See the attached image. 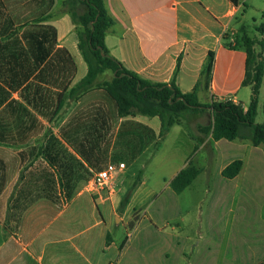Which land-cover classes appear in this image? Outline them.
<instances>
[{"label": "crops", "instance_id": "obj_1", "mask_svg": "<svg viewBox=\"0 0 264 264\" xmlns=\"http://www.w3.org/2000/svg\"><path fill=\"white\" fill-rule=\"evenodd\" d=\"M64 2L0 0V264H264L262 145L213 140L209 200L182 211L174 177L188 166L208 174L202 162L194 165L200 155L189 134L184 164L162 178V191L177 197L155 200L161 186L150 188L149 177L181 125L160 138L158 116H120L97 85L112 80L110 70L76 95L88 64ZM106 6L116 24L105 44L128 70L156 83L174 80L183 93L197 90L202 103L231 99L248 108L252 86L243 84L240 31L264 40L256 30L264 0H106ZM210 51L215 63L205 88L199 82ZM261 112L264 77L255 121ZM237 160L240 172L225 177ZM109 164L118 168L113 188L98 189L93 177ZM156 207L162 218L151 211ZM138 209L142 216L133 219Z\"/></svg>", "mask_w": 264, "mask_h": 264}, {"label": "trees", "instance_id": "obj_2", "mask_svg": "<svg viewBox=\"0 0 264 264\" xmlns=\"http://www.w3.org/2000/svg\"><path fill=\"white\" fill-rule=\"evenodd\" d=\"M64 4L74 22L80 27L79 48L88 64L87 75L74 90L76 95L93 88L98 76L110 70L113 73L112 80L97 85L104 88L115 101L119 115L158 116L162 123L160 138L165 137L180 118H185L189 113L210 109L214 117L213 125L203 127V131L206 134L211 133L213 140H248L254 146L264 147V122L255 121L264 77L263 39L249 38L246 30L240 31L243 33L247 50L246 76L243 84L252 86V97L248 108L245 109L241 102L230 99L202 103L198 98L197 90L183 93L174 80L170 83L146 80L128 70L110 54L105 44V37L108 30L116 24V20L109 13L106 0H65ZM256 30L260 35H264V20L256 26ZM214 63L215 53L210 51L199 85L209 87ZM241 168L242 161L237 160L229 164L222 173L227 178H234ZM199 174L200 169L195 166L182 169L172 180V189L180 194Z\"/></svg>", "mask_w": 264, "mask_h": 264}, {"label": "rangeland", "instance_id": "obj_3", "mask_svg": "<svg viewBox=\"0 0 264 264\" xmlns=\"http://www.w3.org/2000/svg\"><path fill=\"white\" fill-rule=\"evenodd\" d=\"M112 76V75H111ZM204 97H201L203 100ZM206 100V99H204ZM204 103H210L209 99L206 100ZM214 117L213 113L210 109H206L205 111L199 112V113H189L185 118H180L178 120V123L181 125L180 130H174L173 133L170 135L165 148L163 152L161 153L162 158V166L160 168L156 169L152 175L149 177V187L152 189H159L163 177H166L167 180L170 178V176L176 172V170L184 164L185 156L189 153L192 142L189 140V134L196 142L197 148H195V153L197 155H204V158L198 156V159L196 162H194V165H198L199 162H202L203 168L206 167L207 172H203L202 175L198 176L197 179L194 181V184L192 188L186 189L185 193L183 195L179 194L178 200L184 201L182 211H184V207L186 205L189 206H196V202L205 201L208 202L209 200V188L212 187V184L207 183L209 168L214 169L215 164L212 159V153L214 152V141L211 137V133H204L203 127H211L213 125ZM264 122V113L261 112L259 116L256 119V123H263ZM264 151V147L261 146V148ZM208 157V158H207ZM192 157L190 158V160ZM201 164V163H200ZM208 165V166H207ZM211 166V167H210ZM217 183H222L220 179H217ZM229 183V182H228ZM163 185L160 188V192L158 193L159 197L154 198L155 200L162 201L163 199H175L177 196L172 193L170 190H164ZM131 192L126 193V195L123 197V205L128 198H130ZM189 201V202H188ZM191 202V203H190ZM182 204V205H183ZM125 207L123 206V209ZM156 210V212H155ZM152 212L156 213L157 218H162L163 215V209H159L156 207L151 208ZM132 212V210H130ZM142 216L141 210L133 211V219H138ZM15 216L8 217V227L11 231L15 228ZM132 229H130L129 232H131ZM120 230L116 229L115 233H118ZM120 233V232H119Z\"/></svg>", "mask_w": 264, "mask_h": 264}, {"label": "built area", "instance_id": "obj_4", "mask_svg": "<svg viewBox=\"0 0 264 264\" xmlns=\"http://www.w3.org/2000/svg\"><path fill=\"white\" fill-rule=\"evenodd\" d=\"M231 100V99H230ZM118 168L114 164H109L98 171L93 177V185L98 189H112Z\"/></svg>", "mask_w": 264, "mask_h": 264}]
</instances>
